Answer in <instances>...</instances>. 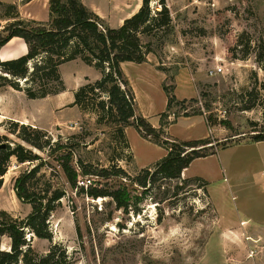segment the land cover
Returning a JSON list of instances; mask_svg holds the SVG:
<instances>
[{
    "label": "rangeland",
    "instance_id": "1",
    "mask_svg": "<svg viewBox=\"0 0 264 264\" xmlns=\"http://www.w3.org/2000/svg\"><path fill=\"white\" fill-rule=\"evenodd\" d=\"M82 1L99 10L104 23L112 28L119 27L123 18L141 6L140 0ZM162 1L170 11L171 24L142 35V41L152 48L148 59L165 72L164 85L159 73L152 70L145 72L148 88L135 68L127 67L125 72L135 81L136 88L132 86L140 113L151 101L153 108L160 110L167 95L164 86L175 96V77L182 74L184 83L193 87L194 96L174 99L162 113L165 121L170 116L203 113L215 147L217 142L253 140L254 134L264 130V0ZM40 5L45 11L42 2ZM150 5L154 12L162 9L160 0H152ZM217 66L222 72L211 75L209 70ZM61 71L71 99L86 78L93 80L101 74L82 60L65 64ZM10 99L4 104L5 110L40 113V120L48 126L41 131L52 140L54 151L39 149L18 137L21 128L12 133L9 120L0 126V139L12 145L22 143L41 156L44 164L32 181L37 193L57 188L66 192L49 217L52 241L36 236L30 241L37 253L44 254L53 243H61L75 264H264V172L259 163L240 161L249 150L231 146L221 155L198 157L190 163L187 175L204 177L208 192L184 175L179 179L153 175L145 188L131 184L127 177L105 178L100 170L118 164L134 177L167 154L161 142L129 126L130 148L126 149L116 127L98 123L95 113H83L72 106L54 113L51 98L12 94ZM71 118L76 120L71 122ZM56 120L60 123L55 124ZM206 129L199 118H184L172 131L186 139L198 137ZM58 139L69 143L71 164L80 173L88 170L87 175L94 177L88 189L76 188L77 183L73 186L67 180L62 164L68 150L58 148ZM39 162L11 158L0 187V211L18 218L31 212V204L16 195L14 183ZM123 185L133 197L129 210L117 208L110 196L88 193L95 188L112 191ZM175 229L179 231L173 236ZM3 241L0 236V246Z\"/></svg>",
    "mask_w": 264,
    "mask_h": 264
},
{
    "label": "trees",
    "instance_id": "2",
    "mask_svg": "<svg viewBox=\"0 0 264 264\" xmlns=\"http://www.w3.org/2000/svg\"><path fill=\"white\" fill-rule=\"evenodd\" d=\"M151 1L142 0L138 11L125 18L117 28L105 24L104 20L88 9L81 0H50V20L47 22L22 19L16 4L0 1V7L4 9L0 17L12 19L0 31V47L12 37L19 36L26 41L29 48L28 53L21 57L0 60V88L11 86L24 91L29 98H43L65 89L61 65L66 62L80 59L100 70L99 79L91 81L86 78L87 82L74 91V101L69 106L76 105L83 113H95L100 124L114 125L126 149L130 148L126 132L129 126H136L144 136L161 142L160 144L166 147L167 154L163 158L153 166L142 168L134 177L118 164L100 170V175L105 178L127 177L131 184L137 183L145 188L153 175L169 179L181 178L183 170L195 158L213 154L216 149L228 143L217 142L218 146L215 147L211 137L169 141L170 137L167 136L166 140L161 141V137L167 135L164 126L169 120L165 121L162 114V125L157 128L139 113L135 90L121 64L124 61H148L152 48L149 43L142 41V35L152 34L171 24L170 11L164 1L160 0L162 9L156 12L151 8ZM164 89L170 107L176 97L169 94L166 86ZM9 122L12 133H17L18 128L23 130L17 135L24 141L39 149L49 147L54 151L52 140L41 129L15 120ZM39 135H43L45 139L41 141ZM253 140H264V130L254 134ZM56 145L59 149L68 150V156L62 164L67 180L73 186L77 183L76 188L85 189L78 186V179L80 176H86L88 170L80 173L71 164L72 150L67 141L64 143L62 139H58ZM13 156L19 162H40L19 175L14 183L16 195L23 202L31 204V212L18 218L0 211V234H7L11 238L10 250L0 249V264H75L68 249L61 243H53L44 254L37 253L30 243L34 236L52 241L49 217L56 208V202L64 198L66 192L57 188L52 192L46 189L44 193H37L33 189L32 181L40 173L44 162L41 156L22 143L12 145L6 142L5 147H0V187ZM121 157L125 159V156ZM80 163L82 166V162ZM190 178L198 181L201 188L207 191L208 183L204 178ZM88 193L93 197L110 196L117 208L124 210H129L133 201L126 185L112 191L95 188L88 190ZM27 234H31L30 240Z\"/></svg>",
    "mask_w": 264,
    "mask_h": 264
},
{
    "label": "crops",
    "instance_id": "3",
    "mask_svg": "<svg viewBox=\"0 0 264 264\" xmlns=\"http://www.w3.org/2000/svg\"><path fill=\"white\" fill-rule=\"evenodd\" d=\"M0 1H2L4 3L16 4L18 6L20 18H22V19H26V20L34 19V20L42 21V22H47L50 20V2H49L50 0H31L29 2H25L23 0H0ZM40 2H42V4L45 6V11L42 10V6L40 5ZM140 2L142 3V0H140ZM85 6L88 9L97 13L106 22V19L103 17V15L101 13H99V10H94L92 8H89L87 5H85ZM3 12H4V9L2 7H0V15H2ZM125 18L122 19V22ZM11 21H12L11 18L0 17V30H2L4 28V26ZM28 51H29V48H28V44L26 43V41L22 37L14 36L7 43H5L4 45H2L0 47V60L4 61V60L15 59V58H18V57H21V56L27 54ZM76 60H80V59H76ZM72 61H75V60H72ZM69 62H71V61H69ZM69 62L62 64L61 69L65 64H67ZM121 65H122L124 72H126V73H128L127 67L135 68L139 72V77L143 80V83L146 84L147 88L149 85V83H148L149 81L145 77L146 76L145 72H149L151 70L159 73L160 78L162 80V83L164 85V82L166 79L165 72L156 68V66L153 64V62L151 61L150 58L148 59V61L142 62V63H137V62H133V61H124V62H122ZM61 74H62V78L64 80L65 89L63 91L56 93V94H51V95H48V96L43 97V98H29L25 94L24 91L16 90V89L12 88L11 86H5V87L0 88V126L4 127V124L7 120H15V121H18L20 123L29 124V125H32L33 127H37L40 129H45L46 127H48V126H46L47 123H43V121L40 120V113L37 112L34 114V113L28 112V111H20V110L11 111L10 109L5 110L4 104L8 103V101L11 100L10 96L12 94H15V95H25L29 99L51 98L55 102V104L53 106H51V111L54 113H58L60 111H63L64 109H66V108H63L65 106L71 107L69 105H71L73 103L74 98L71 99V97L69 96L68 85L64 79L62 71H61ZM181 75L182 74H179L175 77L174 94L178 100H182V99L190 98V97L194 96L193 95L194 94L193 87L191 85H189L188 83L187 84L184 83V80L181 78L182 77ZM100 77H101V74H100V76L96 75L93 80H97ZM89 80L93 81L92 79H89ZM84 81L87 82V79H85ZM129 81H130L131 85L133 84V86L136 88L135 81L132 78H130ZM9 104H10L9 107L12 109L11 103H9ZM72 107H76L79 109V107L76 105L72 106ZM153 107H154V104L151 101L148 107H144V111H142V113H143L142 115L145 116L148 120H151L152 117H155L156 121H154V122L152 121V125L158 128L162 125V122H163L162 113L164 111H166V109L168 107L167 95H166L164 104H163V106H161L160 110L153 108ZM138 110H139V106H138ZM139 113H140V111H139ZM184 118H196V119L199 118L201 120V122L205 123V125L207 126V129L205 130V132H202L200 134V136H198V137H195V136L190 137L189 136L190 138H186V139L180 138V137L176 136V134L173 133L172 128L175 125H177L180 120H182ZM74 120H76V119H72V118L70 119L71 122H73ZM55 122H56L55 124H59L60 120H56ZM209 129L210 128L208 125L207 117L203 113H194L191 115H181V116H177L175 118H172V116H170L169 122L164 126V130H165L166 134L171 139H178V140H193V139H202V138L211 137V133H210ZM217 137H220V136L217 135ZM222 138L223 137H221V139ZM231 146H238V147L242 148V150L243 149L249 150L250 152L247 154V156L242 155L240 157V161H245V159H247V160H252L256 163H259V165L262 167L261 172L262 171L264 172V140H261V141L251 140V141H246V142L227 143L226 146L216 149L215 153L210 154V155H221L222 152H224L227 148H229ZM182 175L187 176L189 178L192 177V176L187 175V168H185L183 170ZM0 236L4 240L0 246V249L10 250L11 238L9 237V235L0 234ZM41 239H43V238H41ZM5 242H7V245L4 247L3 244Z\"/></svg>",
    "mask_w": 264,
    "mask_h": 264
},
{
    "label": "built area",
    "instance_id": "4",
    "mask_svg": "<svg viewBox=\"0 0 264 264\" xmlns=\"http://www.w3.org/2000/svg\"><path fill=\"white\" fill-rule=\"evenodd\" d=\"M223 68L221 66H217L215 68H212L209 70L211 75H216L219 72H222ZM94 177L86 175V176H80L78 179V186L79 187H85L88 188L93 184ZM27 238L31 239V234H27Z\"/></svg>",
    "mask_w": 264,
    "mask_h": 264
},
{
    "label": "clouds",
    "instance_id": "5",
    "mask_svg": "<svg viewBox=\"0 0 264 264\" xmlns=\"http://www.w3.org/2000/svg\"><path fill=\"white\" fill-rule=\"evenodd\" d=\"M178 231H179V229L173 230L172 233H171V235L175 236Z\"/></svg>",
    "mask_w": 264,
    "mask_h": 264
},
{
    "label": "water",
    "instance_id": "6",
    "mask_svg": "<svg viewBox=\"0 0 264 264\" xmlns=\"http://www.w3.org/2000/svg\"><path fill=\"white\" fill-rule=\"evenodd\" d=\"M5 146H6V142L0 144V147H5Z\"/></svg>",
    "mask_w": 264,
    "mask_h": 264
}]
</instances>
